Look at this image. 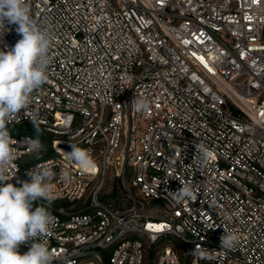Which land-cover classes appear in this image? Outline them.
<instances>
[{"label": "built area", "instance_id": "2783aa9c", "mask_svg": "<svg viewBox=\"0 0 264 264\" xmlns=\"http://www.w3.org/2000/svg\"><path fill=\"white\" fill-rule=\"evenodd\" d=\"M27 3L53 38L52 59L8 128L34 119L53 140L31 163L19 142L34 135L9 129L18 156L9 176L19 187L38 164L57 174L51 205L33 206L56 218L45 237L53 264H145L146 248L167 234L184 242L189 264H264V0ZM16 27L0 31V50L21 38ZM134 98L148 111L136 112ZM69 142L98 170L69 163ZM195 144L213 154L204 167ZM107 179L108 194L117 192L109 201ZM181 184L196 198L176 199ZM224 232L239 243L221 248ZM155 264L183 263L163 245Z\"/></svg>", "mask_w": 264, "mask_h": 264}, {"label": "clouds", "instance_id": "9594fccd", "mask_svg": "<svg viewBox=\"0 0 264 264\" xmlns=\"http://www.w3.org/2000/svg\"><path fill=\"white\" fill-rule=\"evenodd\" d=\"M10 24L17 25L16 32L21 38L9 50H0V264H53L45 237L55 225L56 218L45 206L33 205L40 201L51 205L54 196L50 181L57 174L38 164L28 173L30 182L23 181L19 187L11 183L14 175L9 176V169L18 156L8 128V123L28 107L31 94L48 80L53 38L32 19L27 0H0V31H8L7 25ZM131 105L136 112L149 109L144 98H134ZM31 122L34 137H27L19 144L25 145L36 160H41L46 151L40 139L43 131L37 120ZM69 144L72 150L64 152L69 163L78 166L82 174L98 170L88 149ZM195 149L200 152L201 167L206 166L213 155L211 150L203 144H195ZM59 178L68 183L70 173L60 171ZM174 196L179 201L196 198L189 184H181ZM29 241H33L29 250L20 254L19 247ZM238 243L236 233L224 232L220 237L221 248L231 249ZM192 253L204 256V250L199 247Z\"/></svg>", "mask_w": 264, "mask_h": 264}, {"label": "rangeland", "instance_id": "374dc122", "mask_svg": "<svg viewBox=\"0 0 264 264\" xmlns=\"http://www.w3.org/2000/svg\"><path fill=\"white\" fill-rule=\"evenodd\" d=\"M141 129H138V133H140ZM110 179H107L106 186L103 189L101 193V198L105 201H109L110 199H116L117 197V192H113L111 194H108V190L110 187ZM163 245H171L175 247L181 258H182V263L183 264H189L187 251L188 249L186 248V245L182 240H180L178 237L174 236L173 234H167L163 236L156 245H153L151 248H146L145 252V264H155L156 262V253L158 250L163 246Z\"/></svg>", "mask_w": 264, "mask_h": 264}, {"label": "trees", "instance_id": "16d2710c", "mask_svg": "<svg viewBox=\"0 0 264 264\" xmlns=\"http://www.w3.org/2000/svg\"><path fill=\"white\" fill-rule=\"evenodd\" d=\"M43 131V135L40 137L43 141V144L46 147V151L42 154V159L46 156H48V154L50 153V146L53 140V135L47 131H45L42 127H40ZM9 129H13V130H23L24 132L28 133V134H32L35 135V130H34V126L32 123H26L23 125H13V126H9ZM40 160H36L34 158V156H32L30 158V162L34 163V162H38ZM34 206V205H33Z\"/></svg>", "mask_w": 264, "mask_h": 264}]
</instances>
